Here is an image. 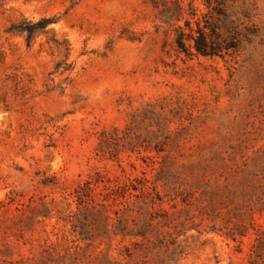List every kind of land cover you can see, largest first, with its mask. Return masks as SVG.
<instances>
[{
	"label": "rangeland",
	"instance_id": "374dc122",
	"mask_svg": "<svg viewBox=\"0 0 264 264\" xmlns=\"http://www.w3.org/2000/svg\"><path fill=\"white\" fill-rule=\"evenodd\" d=\"M208 1L166 22L173 0H0V260L264 264V0ZM42 17L30 42L10 29ZM206 19L239 51L179 52L176 27ZM98 177L151 195L106 226L75 194ZM146 219L169 248L113 234Z\"/></svg>",
	"mask_w": 264,
	"mask_h": 264
},
{
	"label": "trees",
	"instance_id": "16d2710c",
	"mask_svg": "<svg viewBox=\"0 0 264 264\" xmlns=\"http://www.w3.org/2000/svg\"><path fill=\"white\" fill-rule=\"evenodd\" d=\"M207 2H209L207 0ZM173 12L170 15L167 13L170 11L169 7H165V10L159 12L160 16L165 18L166 22H177L181 18V5L179 0H173ZM158 2H155V8L158 7ZM165 6V3H162ZM212 10L215 11V8L212 7ZM217 12V11H215ZM217 14H222V12H217ZM55 21L53 17H42L37 21L24 20L18 24L11 26V31L24 33L26 35L27 42H30L34 34L40 31H45L50 24ZM184 26L188 29V32L182 26L176 27V46L179 52L184 53L188 57L194 56H203V57H221L230 56L235 54L240 49V41L238 39L237 33L231 29H224L216 23L205 20L204 24L196 23V28H193L190 20L184 21ZM107 136L103 133L99 148L100 151H105L107 149ZM148 180L143 179L138 185L125 184L121 185H108L102 178L98 177L97 179H89L85 181L81 186H79L76 191V199L79 206H85L86 209L92 211L93 216L97 220H101L105 223L106 226L109 225L110 212L111 208L116 203L119 198H131L135 197L136 199L143 196L147 197L151 195L147 190L144 189L145 183ZM102 184L101 191L99 193L98 200L95 199V189ZM133 192H138L133 194ZM127 195H130L127 197ZM152 201V197L149 199ZM136 204H138L136 202ZM144 203L136 205V207L128 206L125 204L126 211L140 212L144 210ZM121 210V209H120ZM114 211V214L117 215L115 222L118 218V223L127 224L128 219L123 218L119 215V211ZM148 213V212H147ZM94 219L95 221H97ZM115 224V223H114ZM127 232H123L120 229L113 231L114 235L121 234L122 236H132V237H141V245H146L148 249H154L159 247L169 248L170 244H173L174 241L166 242L165 238L167 233L157 230L152 225V219L144 220L140 225L135 224L134 229H127ZM108 236V229H104ZM83 240L93 241L91 237H84ZM48 257H43L40 259L35 258H20V259H2L0 264H61L63 261H59V257L53 258V253H48ZM65 257H62L61 260H64ZM108 264H116L114 262H109Z\"/></svg>",
	"mask_w": 264,
	"mask_h": 264
}]
</instances>
